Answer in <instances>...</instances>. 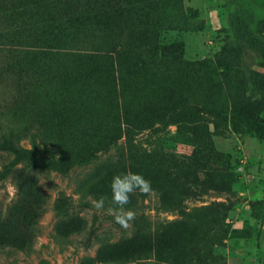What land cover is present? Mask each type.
I'll list each match as a JSON object with an SVG mask.
<instances>
[{
	"label": "trees",
	"instance_id": "obj_1",
	"mask_svg": "<svg viewBox=\"0 0 264 264\" xmlns=\"http://www.w3.org/2000/svg\"><path fill=\"white\" fill-rule=\"evenodd\" d=\"M28 2L25 0L24 7L36 5L39 12L35 23L36 45L33 58L29 50L24 51L21 65L14 61L9 66L13 77L19 79L12 86L17 96L4 109L14 107L18 112L14 111L15 118L9 115L8 131L0 139V152L14 157L12 164L1 165L0 182L11 180L18 200L9 214L0 213V251L7 248L26 255L33 251L39 234V219L47 202L37 182L36 174L40 172L66 175L74 167L93 164L89 173L81 178L77 194L82 199L106 197V211L108 207H116L112 203L113 176L128 171L139 173L151 181L150 193L157 196L159 209H180L191 193L189 184L192 182L198 187L196 171L176 172L151 154L136 149L135 138L144 131L171 125L189 130L200 138L211 124L214 134L219 135L227 126L229 114L212 103L211 89L204 98L193 94L195 88L187 75L197 63L180 59L179 44L162 46L149 21L152 15L144 14L146 10L155 14L159 7L172 4V0ZM134 16L138 17V30ZM71 27L82 32L92 27L93 35L97 33L95 38L103 47L93 52L80 51L76 46L71 48L66 39L67 29ZM142 47L147 48L145 54L139 51ZM160 50L165 52L163 56L158 54ZM17 55L13 53L12 57L17 59ZM32 68L36 70L35 81L32 76L25 82L20 80L27 76L28 70L33 71ZM77 75L87 78L88 93L72 90L66 107L49 106L64 93H59L63 88H67V92L71 89ZM31 88L39 90L38 97L33 100ZM47 109L50 115L46 116ZM236 116L251 126L249 129L257 139L264 140V121L257 125L253 121L261 120L251 119L248 113L238 112ZM66 119L69 120L67 130L64 129ZM86 122L91 123L89 127ZM44 124H52L51 129L57 127L67 134L69 145L54 151L49 146L46 135L49 132ZM25 139L30 142L28 149L19 145ZM123 139L125 144L118 147ZM112 149L114 153L96 162L100 154ZM190 176H193L191 180ZM149 194L137 190L126 207L135 211L141 209L142 201ZM214 209L220 212L218 209L223 208L219 204L198 208L174 221L140 217L129 236L116 242L97 237L96 257L84 258L81 264H189L201 248L193 235L203 224L209 227L225 220V215L216 222L207 220L205 212ZM219 212L212 217L218 218ZM70 220L72 218L67 222L66 218L57 221L54 228L57 242L62 238L59 227L63 223L69 225L68 234L79 231L71 227ZM183 229L189 233L191 241L179 237L178 232ZM170 235L172 243L167 246ZM39 264L47 263L40 261Z\"/></svg>",
	"mask_w": 264,
	"mask_h": 264
},
{
	"label": "rangeland",
	"instance_id": "obj_2",
	"mask_svg": "<svg viewBox=\"0 0 264 264\" xmlns=\"http://www.w3.org/2000/svg\"><path fill=\"white\" fill-rule=\"evenodd\" d=\"M24 5L25 0H0V139L8 131L9 115L15 118L13 113L18 110L4 109L16 98L17 91L12 90V86L19 79L13 77L9 66L14 61L20 66L24 51L29 50L33 58L36 45L35 23L39 12L36 5ZM144 14L152 15L149 21L162 46L179 44L180 59L197 63L187 75L195 88L193 94L204 98L211 89L212 103L229 114L227 126L219 135L214 134L211 124L200 138L189 130L171 125L144 131L134 140L136 149L151 154L176 172L196 171L198 187L192 182L189 184L191 193L180 209H159L157 196L150 193L142 201V208L136 211V218L124 229L106 210L98 211L94 207V198L82 199L77 194L81 178L89 173L93 164L74 167L66 175L53 171L37 173L38 185L47 202L39 219L33 251L26 255L6 248L0 251V264H39L40 261L81 264L84 258L96 257L97 237L116 242L129 236L140 217L174 221L198 208L218 204L224 210L205 212L207 220L216 222L221 215H225V220L209 227L203 224L193 235L201 248L189 264H264V140L257 139L249 129L251 126L236 116L238 112L248 113L251 119L261 120L253 121L257 125L264 121V0H172V4L159 7L155 14L148 10ZM138 17H133L136 30ZM78 31L75 27L67 29L66 39L71 48L76 46L80 51L93 52L103 47L95 38L97 33L93 35L92 27ZM139 51L145 54L147 48ZM16 52L18 58L14 59L12 54ZM164 53L158 52L162 56ZM34 72L36 70H28L27 76L20 80L25 82L32 76L35 81ZM89 86L85 76L77 75L71 89L67 92V88H63L59 93H64L49 106L64 108L68 105L69 91L88 93ZM31 89L33 100L39 90ZM47 111L46 116L50 115V109ZM68 124L66 119L65 130ZM90 124L86 122V127ZM51 126L44 124L49 132L46 133L49 146L60 151L69 145L70 138ZM29 143L25 139L19 145L28 149ZM124 144L123 139L118 147ZM114 150L100 154L96 162L105 160ZM13 162L12 155L0 152V169L2 164ZM17 200L11 180L1 181L0 213L9 214L17 206ZM217 212L220 213L218 218L212 217ZM61 218H66V222L72 218L71 227L80 232L68 234L69 225L65 222L59 227L62 238L57 242L54 228ZM178 235L183 241L192 239L184 229ZM168 239L167 246L172 243L171 235Z\"/></svg>",
	"mask_w": 264,
	"mask_h": 264
},
{
	"label": "clouds",
	"instance_id": "obj_3",
	"mask_svg": "<svg viewBox=\"0 0 264 264\" xmlns=\"http://www.w3.org/2000/svg\"><path fill=\"white\" fill-rule=\"evenodd\" d=\"M143 194H149L152 191L151 181L147 180L139 173L128 171L126 173L114 175L111 183L112 203L116 207H108L107 212L114 218L116 224L127 229L130 222L133 221L137 213L126 206L131 203V195L136 191ZM106 197H100L94 201V207L98 210H104Z\"/></svg>",
	"mask_w": 264,
	"mask_h": 264
}]
</instances>
